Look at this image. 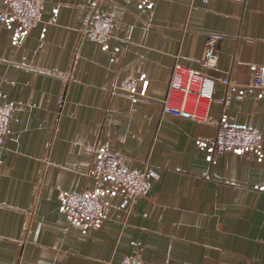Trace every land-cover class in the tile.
I'll return each mask as SVG.
<instances>
[{
	"label": "crops",
	"instance_id": "1",
	"mask_svg": "<svg viewBox=\"0 0 264 264\" xmlns=\"http://www.w3.org/2000/svg\"><path fill=\"white\" fill-rule=\"evenodd\" d=\"M97 13L115 22L107 44L82 39ZM15 29L0 21V92L17 104L0 147V264H264V88L249 86L264 0H46L36 27ZM176 63L234 84L189 97L195 118L165 113ZM220 124L259 131L260 151L217 152ZM101 149L160 176L129 214L106 195L92 226L61 194L107 188L89 174Z\"/></svg>",
	"mask_w": 264,
	"mask_h": 264
},
{
	"label": "built area",
	"instance_id": "2",
	"mask_svg": "<svg viewBox=\"0 0 264 264\" xmlns=\"http://www.w3.org/2000/svg\"><path fill=\"white\" fill-rule=\"evenodd\" d=\"M44 0H9L5 9H0V21L16 27V31L25 36L42 18ZM9 6V8H8ZM8 8V9H7ZM91 25V26H90ZM93 26H98L93 29ZM86 35L103 43L113 37L112 21L106 15L97 13L85 30ZM234 84L226 77H213L203 71L176 63L172 75L169 96L164 100V112L176 116L197 117L187 107L189 97L195 105L201 99L213 96L216 83ZM253 88H264V65H253L251 80ZM174 92L180 93L182 101L172 104ZM227 104V103H226ZM17 104L4 99L0 92V147H5L10 124ZM262 135L251 128H238L220 124L213 149L221 152L232 149L240 152H258L262 147ZM104 181L107 188L85 189L83 191H65L61 194L60 208L73 220H83L89 225L100 224L108 202L105 196H120L121 206L127 214L141 198L147 197L152 182L159 178V173L151 167L144 170L134 169L125 164L123 157L101 149L95 156V162L89 172ZM118 264H148L141 259L126 255Z\"/></svg>",
	"mask_w": 264,
	"mask_h": 264
},
{
	"label": "rangeland",
	"instance_id": "3",
	"mask_svg": "<svg viewBox=\"0 0 264 264\" xmlns=\"http://www.w3.org/2000/svg\"><path fill=\"white\" fill-rule=\"evenodd\" d=\"M8 1L9 0H6V3H5V5L2 7V8H0V9H5L6 7H7V4H8ZM45 2H46V0H44V5H43V10L45 9ZM8 8H9V6H8ZM7 8V9H8ZM43 10H42V18H43ZM107 17H109V16H107ZM42 18H41V20L39 21V22H41L42 21ZM110 19H111V21H112V35L114 36V29H115V22H114V20L111 18V17H109ZM39 22L34 26V27H36L38 24H39ZM91 22V21H90ZM89 21L87 22V24H86V26L82 29V39H89V40H92V41H94V42H98V43H101V44H107V42H105V43H103V42H101V41H98V40H95V39H93V38H91V37H89L88 35H86V32H85V30L87 29V28H89V23H90ZM8 25V24H7ZM10 26V25H9ZM91 26V25H90ZM33 27V28H34ZM98 26H93V29H95V28H97ZM16 28V27H15ZM33 28H31L30 30H29V32L33 29ZM15 31H16V29H15ZM17 32V31H16ZM28 32V33H29ZM12 123V122H11ZM10 127H11V124H10ZM10 132V131H9ZM8 137H9V133H8ZM7 143V142H6ZM101 151V150H100Z\"/></svg>",
	"mask_w": 264,
	"mask_h": 264
}]
</instances>
